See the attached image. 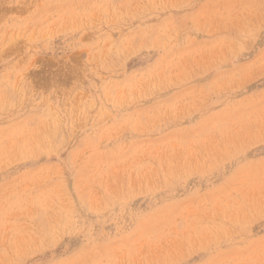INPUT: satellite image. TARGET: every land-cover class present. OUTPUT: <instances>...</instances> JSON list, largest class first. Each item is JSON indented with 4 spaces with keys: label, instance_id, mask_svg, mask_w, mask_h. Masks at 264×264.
<instances>
[{
    "label": "rangeland",
    "instance_id": "374dc122",
    "mask_svg": "<svg viewBox=\"0 0 264 264\" xmlns=\"http://www.w3.org/2000/svg\"><path fill=\"white\" fill-rule=\"evenodd\" d=\"M0 264H264V0H0Z\"/></svg>",
    "mask_w": 264,
    "mask_h": 264
}]
</instances>
